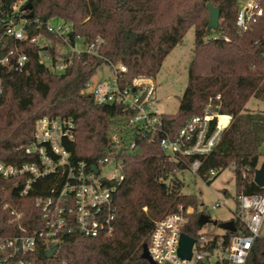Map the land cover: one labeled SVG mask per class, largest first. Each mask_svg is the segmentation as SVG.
Masks as SVG:
<instances>
[{
	"label": "trees",
	"instance_id": "1",
	"mask_svg": "<svg viewBox=\"0 0 264 264\" xmlns=\"http://www.w3.org/2000/svg\"><path fill=\"white\" fill-rule=\"evenodd\" d=\"M19 1L0 0V20L32 4L33 16L26 27L52 39L54 56L59 39L36 26L35 19H63L73 26L74 35L89 41L101 36L106 40L102 55L127 66L125 82L138 75L156 78L167 56L194 27L187 84L178 111L164 114L165 129L176 134L188 118L202 112L211 97L221 95L220 113L230 115L231 121L212 152L200 158L199 173L212 184L222 171L234 166L236 196L263 192L254 178L263 155L264 110L253 111L247 105L252 99L264 103V14L242 30L236 23L239 0ZM209 2L221 8V26L213 30L218 36L209 37ZM260 4L264 8V0ZM3 31L0 24V33ZM25 48L30 57L27 70L0 66V160L13 164L30 161L25 150L32 142L37 119L67 116L76 124L75 139L67 143L72 159L99 165L113 149L111 131L122 114L119 106L98 105L82 90L105 59L83 53L74 56L64 72L56 73L39 62L38 46L26 43ZM161 137L136 136V146L121 154L124 179L115 193L114 233L88 237L75 229L64 235L56 257L48 258L39 245L35 254L39 263L150 264L142 253L155 222L180 204L197 209L199 202L197 196L182 192L185 183L178 173L197 157L171 161L160 146ZM211 169H217L218 175L208 179ZM25 181L26 177L0 175V236L22 233L11 222V208L23 212L21 223L28 232L42 227V209L36 201L48 196L51 187L64 178L48 175L22 196ZM200 227L196 210L186 232L194 235ZM252 262L264 264V239L257 240Z\"/></svg>",
	"mask_w": 264,
	"mask_h": 264
},
{
	"label": "built area",
	"instance_id": "2",
	"mask_svg": "<svg viewBox=\"0 0 264 264\" xmlns=\"http://www.w3.org/2000/svg\"><path fill=\"white\" fill-rule=\"evenodd\" d=\"M18 3L22 4L23 0ZM26 14L27 9L0 20L4 26V31L0 33V66L18 72L27 70L30 57L26 43L38 46L39 62L56 73L64 72L72 64V58L83 53L103 58L112 68L114 77L98 82L90 78L82 92L91 95L98 105L119 106L122 116L111 131L113 149L100 160L99 165L72 159L67 143L75 139L76 124L72 117L67 116H42L37 119L32 142L25 150L30 161L13 164L0 160V175L3 177H26L20 192L22 196L27 195L41 178L48 175L64 178V181L51 187L48 196L39 197L36 201L42 209V227L28 232L21 223L23 212L11 208V222L16 223L22 233L0 236V264H41L35 257L39 245L46 254L58 246L52 255L56 257L64 235L75 229L88 237L111 236L115 231L117 210L115 193L124 179V158L121 154L136 146V136L154 138L162 134L159 143L171 161L181 162L197 157L178 173L190 171L207 181L199 173L200 158L212 152L231 121L230 115L220 113L221 95H217L208 100L200 114L188 118L176 134L170 135L165 129V113L159 109L160 86L155 77L138 75L125 82L123 75L128 68L102 55L101 49L106 44L103 37L89 41L81 35H74L73 26L57 17L47 21L35 19L33 23L36 26L44 27L47 33L59 39L54 56L52 39L43 32L32 33L26 27L31 20ZM263 14L260 0H239L236 23L240 29L247 30ZM78 38L84 40L82 49L78 48ZM222 116L230 117L229 121L221 123ZM94 165L98 172L93 170ZM217 175L218 170L211 169L206 176L212 179ZM262 188V193L236 196L235 215L224 221H233L236 229L223 228L221 234L214 229H205L211 224L209 222L200 224L194 235L187 233L191 218L198 209L192 205H178L175 211L154 224L148 243L152 259L156 264H253L255 244L257 240L264 239V186ZM7 207L8 204L5 205ZM198 214L199 221L205 215L215 220L207 213L198 211ZM184 233L194 239L191 258L179 254ZM49 264L68 263L59 261Z\"/></svg>",
	"mask_w": 264,
	"mask_h": 264
},
{
	"label": "rangeland",
	"instance_id": "3",
	"mask_svg": "<svg viewBox=\"0 0 264 264\" xmlns=\"http://www.w3.org/2000/svg\"><path fill=\"white\" fill-rule=\"evenodd\" d=\"M216 35L218 34H215L213 30L209 31V37ZM194 42L195 29L191 27L181 43L167 56L160 73L156 77V81L160 86L158 90L159 109L164 113L170 114L178 111L180 98L187 84L188 67L192 59ZM77 44L79 49L84 48L82 38L77 39ZM113 77L112 68L108 63H104L92 77V81H105ZM247 106L253 111L264 110V103L256 99H252ZM261 152L263 155L259 167L264 161V144L261 147ZM179 176L185 183L182 192L197 196L199 201L197 209L199 212L207 213L212 219L219 220L221 223L234 217L236 208L234 166L222 171L212 184L190 171L181 172ZM220 202L222 203L220 204ZM205 229H214L219 234L224 232L220 225L214 226L212 223L207 225Z\"/></svg>",
	"mask_w": 264,
	"mask_h": 264
},
{
	"label": "water",
	"instance_id": "4",
	"mask_svg": "<svg viewBox=\"0 0 264 264\" xmlns=\"http://www.w3.org/2000/svg\"><path fill=\"white\" fill-rule=\"evenodd\" d=\"M207 6L209 9L208 30L209 31H211V30L218 31L220 26H221V8L219 6H215L211 2L207 3ZM26 9L30 10V13L28 16L32 17L33 16V12L31 11L32 10V4L29 3L26 6ZM92 168L96 172L99 171L95 165ZM254 181L258 186H260V187L264 186V161L261 163L260 167L257 168V170L255 172ZM208 222L213 223L215 226L220 225L222 228L227 229V230L234 231L236 229L233 221L219 223L217 220L212 221L206 215L203 216L200 220L201 225H204ZM193 243H194V239L192 237H190L189 235H187L185 233L182 234L180 249H179L180 256H182L184 258H191ZM57 249H58V246H54L52 249H50L46 254L47 257L51 258ZM142 257L144 259H146L150 264H156L155 261L152 259L150 253H149L148 244H144V246H143Z\"/></svg>",
	"mask_w": 264,
	"mask_h": 264
},
{
	"label": "bare ground",
	"instance_id": "5",
	"mask_svg": "<svg viewBox=\"0 0 264 264\" xmlns=\"http://www.w3.org/2000/svg\"><path fill=\"white\" fill-rule=\"evenodd\" d=\"M230 117H227V116H222L220 117V120H221V123H227L229 121Z\"/></svg>",
	"mask_w": 264,
	"mask_h": 264
}]
</instances>
